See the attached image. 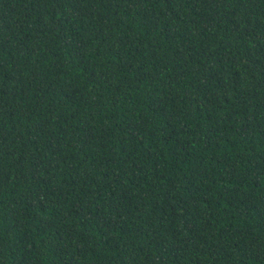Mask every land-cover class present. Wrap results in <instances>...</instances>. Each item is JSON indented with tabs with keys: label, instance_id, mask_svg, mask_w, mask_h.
Instances as JSON below:
<instances>
[{
	"label": "trees",
	"instance_id": "16d2710c",
	"mask_svg": "<svg viewBox=\"0 0 264 264\" xmlns=\"http://www.w3.org/2000/svg\"><path fill=\"white\" fill-rule=\"evenodd\" d=\"M0 264H264V0H0Z\"/></svg>",
	"mask_w": 264,
	"mask_h": 264
}]
</instances>
